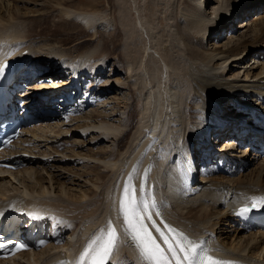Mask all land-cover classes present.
Returning <instances> with one entry per match:
<instances>
[{
    "label": "bare ground",
    "instance_id": "6f19581e",
    "mask_svg": "<svg viewBox=\"0 0 264 264\" xmlns=\"http://www.w3.org/2000/svg\"><path fill=\"white\" fill-rule=\"evenodd\" d=\"M29 1L40 0H26L25 4H30ZM225 1L215 7L213 14L207 11L206 0H149L151 6H154L150 11L151 16L152 14L161 16L160 26L153 22L151 16V19L137 18L139 21L135 25L128 10L130 6L128 0H41L40 7L33 4L32 7L28 5L29 7L19 8L17 4V10L14 9L13 16L10 15L12 18L5 19L7 23L3 22L4 18L3 20L0 18V68L4 67L3 62L8 60L7 66L14 67L12 77L33 86L32 93L24 100L26 105H32L38 112L44 108L49 112L48 115L50 114L48 118L55 121L61 112L59 110L64 111L74 98H78L77 94L83 88L86 89L85 95L91 89V95L93 92L98 94L96 97H100L101 94L108 96L119 90L120 93L129 95L128 98L115 96L108 99L111 100V104H108L119 110L122 115L128 113L133 120L137 116V130L135 129L129 148L140 141L137 151L135 148V151H128L130 153L123 157L115 151L93 152L92 157L105 161L110 171L99 173L98 178L102 179V183L97 185V189L102 192L97 193L99 196L95 193L97 196L96 198L94 195L95 200L89 196L92 200L82 203V207L78 208L72 201H68L69 197L66 201L61 195L54 198L56 202H50L53 197L49 200L41 196L46 195L45 187L39 189L41 191L33 187L25 193L26 195L19 187L15 188L14 192L11 191L13 193H10L11 195L5 193L6 190L1 191L0 211L15 207H23L26 214L38 211L39 214L45 215L49 214V211H54V214L46 218L45 223L47 219L50 220L51 234L60 233L63 239L61 242L52 239L48 246L21 252L19 257L34 254L37 257L32 264H52L58 259L60 260L58 264H63L65 260H69L68 264H91L89 260L80 261L81 253L96 236L105 233L111 223L121 234L106 264H123L119 255L124 242L129 244V253L136 264H152L140 256L137 248L123 234L125 222L119 204L125 187L134 184L139 199L149 200L154 206L151 221L159 233L162 225L167 230L169 226L181 230L190 239L203 246L212 247L214 256H218L222 261H231L234 264L264 262V253L261 254L263 248L257 249L260 246L259 238L263 237L264 232L258 231L239 218L238 234L249 233L244 239L245 244L237 248L226 247L225 243L214 235L213 224L221 220L213 221L211 224V217L219 215L222 210L225 211L223 215L236 217L238 213L236 200L240 197L251 199L264 193V160L250 172L249 178L236 179L237 181L232 183L220 180L219 176L215 175L217 171L207 166L213 150L209 141L203 137L211 127L205 123L210 116L221 122L228 121L232 132L237 128L240 133L246 132L242 135L243 138L247 139L250 136L253 140L264 141V75H262L264 65L261 72L254 75L258 76L254 80L249 78V73H246L247 77L239 80H233L226 74L229 65L238 66L242 59L250 56L249 53L251 56L264 53V24L251 36L240 39L236 45L228 48L209 47L208 38L214 35L219 37L226 29V16L237 18L239 14L242 15L240 7L231 8ZM107 4L111 10L114 9L115 17L105 16ZM257 9L255 7L256 11ZM31 12L36 14L32 15ZM101 12L104 19L97 25L96 21L97 18L100 19ZM114 23L117 28L111 31ZM26 27L29 34L25 32ZM88 27L95 29L88 33L85 30ZM159 42L162 50L157 55L155 48L159 51ZM139 43H143L146 51L150 50L146 52L144 61L140 59L144 50L142 52L139 50ZM97 79L99 80L96 81ZM57 83H62L64 87L67 106L52 104L53 96L50 92L57 88ZM41 98L45 100L42 101ZM103 99L107 100L105 97ZM225 99H229V107L235 106L229 110L236 113L234 116H238L234 120L229 115L221 114ZM134 103L139 109L138 112L132 107ZM55 107L59 109L56 111L53 109ZM70 112L64 111L60 115L66 114L68 117ZM96 114L92 115L93 119ZM95 118L96 122H77L72 130L98 128L101 131L94 135V139L111 138L112 142L125 146L124 136H118L123 128L113 123L115 122L113 114L100 113ZM55 127L48 124L46 128L41 129L49 133L47 130L50 128L51 133ZM152 127L153 136L146 132L147 128ZM213 128L212 134L221 133L220 129ZM39 129L33 127L23 133L40 137V133H36L38 136L35 134ZM70 129L59 127L55 134H65ZM232 134L228 136L232 137ZM112 135L115 138H112ZM154 135L157 138H153ZM140 137L141 140L137 141ZM234 140L235 138H232L226 143L228 147L225 146V149H228L225 153H221L222 150L218 151L219 160H216L218 169L226 171L227 163L229 164L231 160L229 156L236 163L245 157L242 154L236 156L237 150L243 145H237L238 141L234 143ZM258 141L251 147L244 145L246 149L243 152L258 151ZM212 144L215 142L212 141ZM215 149L217 150V147ZM17 151L18 149L15 150L13 146L10 154L16 155ZM195 151L203 153L202 162L199 164L205 168L200 170L197 167L196 173L191 170ZM240 151L242 152L241 149ZM16 160L18 164L25 163L20 156H17ZM29 161L31 163L32 160ZM225 161L226 167H221ZM176 163H180L182 170L188 174L187 190L182 193V197L179 195V198L168 195L158 183L159 177L162 178L171 172ZM244 165L248 167L249 163L240 161L239 167L242 168ZM31 167L26 166L19 171H32L34 167ZM2 171L10 172L4 168L1 173ZM199 172H202L201 178L196 180ZM34 191H37L38 195ZM81 197L79 198L83 199L84 194ZM56 204L65 205V208H57ZM92 206H97V209H91L95 208ZM209 208L212 209L211 212L207 211ZM163 209L166 219L172 223L169 226L160 214ZM77 211L83 216L71 215ZM97 212L100 213L96 214ZM25 217L22 216L23 219ZM162 234L165 237V232ZM248 245L250 247L247 249ZM46 249H50V257L42 254ZM63 251H66V254Z\"/></svg>",
    "mask_w": 264,
    "mask_h": 264
},
{
    "label": "rangeland",
    "instance_id": "374dc122",
    "mask_svg": "<svg viewBox=\"0 0 264 264\" xmlns=\"http://www.w3.org/2000/svg\"><path fill=\"white\" fill-rule=\"evenodd\" d=\"M224 1L223 0H206L207 11L209 13L215 14V11H214L216 9L215 7H218V5H220V3L224 2ZM25 2H26V0H0V18L2 20L4 18L3 22L5 21V23H7L6 20L10 19V17H11L10 15H12V11L14 9H15L14 11L17 10V4H18L19 8H22L25 6L27 7L28 5L30 7H32L33 4L40 7L41 3H42L41 0L38 2L29 1L31 3L28 5H26ZM226 2L230 5L231 8L237 9L238 7H240V9L242 10V15L239 14V16H237V18H234L232 16H228V17L226 16L225 17V23H227V24H225L226 29L224 30L222 35L219 37L214 35V37L208 38L207 42L209 43V45H210L209 47H211V48H213V47L214 48L215 47L228 48V47H231L233 45H236L240 39L245 38L247 36L248 37L251 36L252 34H254V31L258 27H261V26H263L262 24H264V0H229V1L226 0L225 3ZM54 3L55 2H52L53 5L57 6V4L56 3L54 4ZM14 4H16V5H14ZM107 6H108V4H107ZM107 6H106V12L104 13L105 16L107 15L106 17H108V16L112 15V17H115L114 16L115 14H113L114 9L111 10L110 6H108V7ZM128 6L130 8V9L128 8V10L130 11L129 13H131L133 20L135 22V25L139 21L137 18H140V17L144 18L145 17L148 19L152 18L154 20L153 22L155 24H157V26H160L159 24H161L160 23V17L161 16H160V14H158V15L152 14L153 17L151 16L150 11H152L153 5L151 6L149 0H128ZM255 7L258 8L257 9L258 11L255 10ZM33 9H35V7ZM249 9H253V10H249ZM21 11H23V10H21ZM251 11H252V13H250ZM137 12H139V13H137ZM34 13L35 12H31L30 14L35 15L36 13L35 14ZM138 14H140V16ZM150 16H151V18H150ZM103 19H104V15L101 12L100 19L97 18V21H96L97 25H100V22H102ZM246 24H248V25H246ZM24 25H26V24H24ZM94 25H90V26L93 27ZM97 25H96V27H97ZM80 28H83V27L80 26ZM89 28L90 27L86 28L85 30H87L88 33H92L93 28L92 29L90 28L91 31ZM116 28H117L116 23H114L113 27H111V31H115L114 29H116ZM27 30L28 29L26 27L25 32H27L29 34V32ZM157 31L159 32V30H157ZM156 32H154V33H156ZM27 33H25V35H28ZM140 33H142L141 30H140ZM160 42H159V44H160ZM160 47H161V44L159 45V51H157L156 48L154 47L157 55L161 53L160 51L162 49H160ZM139 48H140L139 50L141 52L143 50L145 51V53L143 51L144 54L142 53V56L140 55L141 61H144L146 58L145 56H147L146 52L150 51V50L146 51L144 49L145 47H144L143 43H139ZM249 55L250 56H248L247 58L245 57V59H242L241 60L242 63H240L238 66H236L237 64H235L234 67L233 66L231 67V65H229L228 70L226 72L227 76H231V78L233 80L244 79L245 77H247L246 73L250 74L249 78H252V80H254L256 77H258V76H254V75L261 72L262 66L264 65V53H262L261 55L259 53H256L253 56H251L252 54L249 53ZM252 57H254V58H252ZM229 67H231V68H229ZM262 75H264V74H262ZM102 79H104V78H102ZM98 80L99 79H97L96 81H98ZM90 81H92V79H90ZM90 81H88V83H90ZM28 89H30V88H28ZM92 89H94V88H92ZM74 90H76V89H74ZM81 90L82 91L78 92V94H77L78 98L81 97L82 100H90V99L92 100V105H90V106L87 105L86 106L87 109H85L84 107H80V108L77 107L76 108L75 107L76 105L71 107L72 104L78 100V98H76V100L71 101L69 105L68 104L61 105V107L68 105L67 108H65V110H64L65 112L71 111L68 115V118H66L67 116H66V114H64V115H62V116H64V119H62V116L60 115L61 117L57 116V119L55 121L53 120L50 122L49 121L48 122H40L39 124H36V126H33V127L40 128L38 130V132H37V130L35 131V134L36 133L41 134L40 137H35L34 135H33L34 136L33 137V136H31V133H29V134L26 133V136L24 135L25 137L22 136L20 138V141L19 142L17 141V144H16L17 146L15 145V150L18 149V151L16 152V155L20 156L21 159L25 161V163L17 164L18 169H4V170H8L10 172L2 171V173H1L2 169H0V195L3 192V190H6L5 193H7L8 195H11V194H13L11 191H13L15 188H18V187L20 188V190L22 192H24V195H26L25 193L28 192L29 189L32 190L33 187L34 188L36 187L35 188L36 190L43 189V187H45L44 191L46 192V195L41 194V196L49 198V200L51 197H53V198H51L50 202H52V201L56 202L54 200V198L56 199L58 197V195H61L62 197H65L64 199L66 201L69 197L70 199L68 201H72V203L76 204V206L79 208V206L82 207L84 202L86 203L87 200H90L91 196L93 197L92 198L93 200H95L97 198L96 195L99 196V194H97V193L102 192V190H100L99 188L97 189V185L102 183V179L98 178L99 173L100 172L106 173V172L110 171V168H108V166L105 164V161L99 160V159L96 160L95 158L92 157L94 151L95 152L97 150L102 151V152L103 151H105V152L106 151H111V152L115 151L116 154L120 155L121 157H123V155H126L127 153L129 154L130 152H128V151H131V152L135 151V148L137 151V149L139 148V146H138V143L140 142L139 140H141L142 137H140L137 140L139 142H135L136 144H134V146H131L132 149H131V147L129 148V146L131 144L132 137H133L134 133L136 132L135 129L137 130V128H136L137 127V125H136L137 124V116L133 120L128 116V113H125L124 115H122V114H120L119 110H117L116 108L113 109L112 106H109V104H108V103L111 104V100H108V99H110L112 97H115V96L119 97L120 96L122 98L127 99L129 95L125 94L124 92L120 93L119 90H115L111 93V95L103 96L101 94L100 97L99 96L96 97L98 94H95V92H93L92 94L94 96L91 95V92H92L91 89L88 92H86V95L84 94L86 89L83 88ZM26 92L30 93V90H26ZM104 97L107 100H104L103 99ZM240 99H241V97H240ZM228 102H229V99L224 100V102H223L224 106H222L223 110H221V114H223V116H224V114L229 115L230 117H232V120H234L238 116H234L236 113H234V112L231 113L229 110H230V108L235 107V106L229 107ZM52 104H55V103H52ZM82 105H85L84 102H82ZM132 107L135 110H137V112H138L139 109H138L136 104L132 105ZM53 109L57 111L59 109V107H55ZM73 109H76L77 115L73 114L74 113ZM263 109H264V106H263ZM59 111H62L61 113H64L63 109L59 110ZM96 113L97 114H100V113L109 114V115L113 114V117H114L113 120H115V122H113V123L119 124V125H121V128H123V129H121V132L119 133L120 135H118V136L119 137L124 136L123 141H124L125 146H123V147L119 146L118 142H115V141H113L114 142L113 143L111 138L108 139L105 137H97V138L95 137V139H94V135H97V133L101 131L98 128L97 129L83 128L79 131L78 130L77 131L72 130L74 127L73 125L76 124L77 122L78 123L82 122V121L83 122H96V121H94V120H96V118H95L97 115ZM94 114H96V115L94 116V119H93L92 115H94ZM86 116H89V117H86ZM53 123H57L58 125L53 124ZM48 124H50L51 126H53V125L56 126L54 128V131L51 133H50V128L49 129L47 128L48 129L47 131H49V133L48 132L46 133L45 130L42 131V129H41L42 127L46 128L48 126ZM255 126H257V124ZM258 126L261 127V125H258ZM59 127L62 129H65V128L66 129L71 128V129H70V131H67L65 134L57 135V134H55V130H58ZM31 129H33V128H31ZM44 136H46L48 138L46 139V138H44ZM112 138H115V136L113 137V135H112ZM91 140H93V141L91 142ZM110 146H112V148H110ZM224 146L225 145L223 143V144H220L219 146H216V147L217 148L218 147L224 148ZM128 148H129V150H128ZM245 149L246 148L243 145V149H241L242 152L239 149V150H237V154H236V150H235V154H236V156L237 155L241 156V154L245 155V157H243L244 159L242 158V160H240V161L248 162L249 163L248 167H245V165H244V167L241 170L242 172L238 168H235V167L233 168L232 171H228L226 173H221L218 171L220 176L219 175H216V176L217 177L219 176L220 180L222 179V181L224 180V182L228 181V182L232 183L233 181H237L236 179L246 180L247 178L250 177V172H252V170L255 167H258V165L260 164V160L256 159L255 152L250 153L251 151H249V150H247L246 152H243ZM27 150H28V152H27ZM247 152L250 153L251 155L247 154ZM19 153H23V155H20ZM246 158H250V160L247 161ZM28 159L32 160L31 163ZM107 161H110V160H107ZM240 161L238 164H240ZM222 164H224V165H222L221 167H226L225 163H222ZM227 165H229V164L227 163ZM26 166L28 168L32 166V167H34V169L32 171H19V170H21L20 168L24 169ZM201 167L203 170L205 169L202 164H201ZM208 167H211V165ZM212 167H213L212 169L214 170V168H216V165L214 164ZM50 170H51V172H50ZM15 176H17V177L15 178ZM95 183H97L96 187H95ZM50 190L52 192H50V193L47 192ZM39 191H41V190H39ZM34 193L36 195H38L37 191H34ZM95 193H96V195H95ZM82 194H84L85 197H83V199H80L79 197H81ZM94 195L96 198L94 197ZM0 199H2L1 196H0ZM64 206L65 205L56 204L57 208L63 209V208H65ZM92 207H95V206H92ZM96 207L91 208V209L96 210L97 209ZM219 209L221 210L222 207H220ZM207 211L211 212L212 209L209 208V210H207ZM49 212H51V211H49ZM99 213L100 212H97L96 214H99ZM221 213L219 215L216 214V215H213L211 217L212 218L211 224L213 223V221L221 220L219 223L213 224V228L215 227L214 228V235L218 237L219 241H221L222 243H225L224 245L226 247L228 246V247L237 248V247H239V245L244 246V244H245L244 239H246L248 237L249 233L244 232L243 235L238 234L240 231L238 229V226L240 225V223L238 222L239 218L233 217L234 215H232V216L223 215V214H225V211H223V210L221 211ZM71 215L78 216V217L83 216V214L81 212H78V211L71 214ZM73 216H69V217L73 218ZM261 231L264 232V229ZM241 238H243V239H241ZM124 243H126V242H124ZM124 243H123V245H124ZM259 243H260L259 244L260 246L258 245L259 247L257 249L260 250V247H262L264 250V235H263V237L259 238ZM249 247H250V245H248L247 249ZM129 248L130 247H128V246H125V247L122 246L121 255L124 254V251L129 253ZM46 250L44 252H42V254L45 255L46 257H50L49 256L50 249H48L47 251ZM263 253H264V251L261 254H263ZM33 256H34V254H32L31 256H28V255L27 256L26 255L21 256L20 255V257L17 258V260H11V261L9 260V261H4V262L1 261L0 264H32V261L37 257V256H34V257ZM123 264H124V262H123Z\"/></svg>",
    "mask_w": 264,
    "mask_h": 264
},
{
    "label": "snow or ice",
    "instance_id": "6c2138e0",
    "mask_svg": "<svg viewBox=\"0 0 264 264\" xmlns=\"http://www.w3.org/2000/svg\"><path fill=\"white\" fill-rule=\"evenodd\" d=\"M259 205L264 208V197H253L251 207L239 209V215L243 216L254 210ZM121 212L126 224V231L130 232L136 242L141 256L151 261L152 264H234L231 261H222L212 257L202 249L201 244L190 239L186 234L171 226L168 230L175 234L172 240L165 236L164 242L168 245L167 251L161 248L156 239L145 224L146 219H151L149 204L138 200L133 193L132 185L124 189L121 200ZM119 234L115 226L109 224L105 233L96 236L81 253L80 261L89 260L91 264H106L113 254ZM17 250L25 246L16 245Z\"/></svg>",
    "mask_w": 264,
    "mask_h": 264
}]
</instances>
